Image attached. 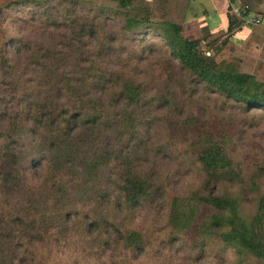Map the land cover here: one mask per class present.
<instances>
[{"label":"trees","instance_id":"trees-1","mask_svg":"<svg viewBox=\"0 0 264 264\" xmlns=\"http://www.w3.org/2000/svg\"><path fill=\"white\" fill-rule=\"evenodd\" d=\"M55 1L62 8L52 13ZM153 1L171 7L174 21H150L145 2L93 7L101 22L118 20L117 39L78 16L82 0L0 6H32L40 15L31 22L58 29L64 49L50 46V33L0 45V264L65 255L74 264H156L180 241L191 255L215 242L233 264H264L261 168L245 180L231 137L189 108L200 94L212 109L263 116L264 83L206 57L216 40L203 49L181 37L187 0ZM237 27L230 18L221 46ZM119 39L130 46L124 57L107 52ZM150 39L169 65L155 79L128 68L152 50Z\"/></svg>","mask_w":264,"mask_h":264},{"label":"rangeland","instance_id":"rangeland-1","mask_svg":"<svg viewBox=\"0 0 264 264\" xmlns=\"http://www.w3.org/2000/svg\"><path fill=\"white\" fill-rule=\"evenodd\" d=\"M34 1V0H26ZM84 3L81 4L77 14L81 19L87 20L86 22L94 23L97 31L109 32L114 38L120 36L119 28L117 24L118 20L101 22V16L96 14V8H103L104 10L115 11L119 8L118 0H82ZM137 3L135 7H139V3L145 2L148 6L149 20L152 22L170 21L173 22L177 13L172 12V8L166 6L162 2H156L153 0H133ZM55 10H51L52 13L60 11L57 7L62 8V5H58L55 1L51 3ZM3 5V4H2ZM57 5V6H56ZM37 12V13H36ZM50 13V12H48ZM40 12L34 10L32 6H27L22 10H16L15 8L4 11L0 14V45L4 38L16 37L20 39L34 41L38 44L41 38H44L50 33V46L56 52H63L64 49L60 42L62 40L58 37V29L54 26L48 28L45 21L35 20L31 22L32 18H38ZM96 16V18H93ZM59 22L61 18L55 16ZM92 19V20H91ZM100 23H103L100 24ZM100 24V25H99ZM241 27V26H240ZM53 29L55 32H53ZM49 30V31H48ZM48 38V37H47ZM213 47L207 49L209 52V58H213L215 62L230 65L240 73L252 75L258 82L264 83V54L263 56L257 57L252 55L251 62L246 60V57L242 55L240 49L237 46L231 45L226 42L223 46L220 45L224 38H216ZM201 43V48L206 49L205 44L211 42ZM147 43L152 44V50L147 52L146 57L141 59L140 62H131L128 68L133 66H139L142 68L148 76L157 77V73L160 68H168L167 63L163 61L160 53H157L158 46H161L157 40L150 39ZM121 44V45H120ZM115 49L118 50L119 54L123 57L130 49V46L122 41L121 39L113 43V47L107 52H113ZM263 53V49L260 50ZM12 57V54H11ZM113 64L114 61H109ZM117 64L122 65L117 59ZM137 77L145 78L142 73L135 69ZM150 81L151 79H147ZM160 83V82H158ZM199 97V99H198ZM205 95L197 94L194 99L198 101V107L196 104L189 105L190 111L196 110L199 116H204L205 124H208L214 128L224 130L233 140L231 146V158L234 163L241 169L242 174L246 179L249 178L252 172H254L258 166L261 171L258 173L259 178L256 177L257 183L264 186V115L257 117L244 116L235 108L227 107L224 110L219 111L217 108L212 109L215 104L213 100L204 99ZM213 99V97L211 98ZM189 179H183V181ZM193 180V179H192ZM195 182V180H194ZM161 238V237H159ZM160 240V239H158ZM181 242V241H180ZM177 242L171 248L161 251L159 256L155 258L156 264H233V253L232 251H222L221 247L217 243H213L204 250L202 256L191 255L188 251L187 245L183 242ZM145 260H138L135 264H145ZM48 264H74L67 255L59 262L56 258V262ZM101 264V263H100ZM108 264V262H107ZM150 264H154L150 262ZM241 264H257L255 260L248 258Z\"/></svg>","mask_w":264,"mask_h":264},{"label":"crops","instance_id":"crops-1","mask_svg":"<svg viewBox=\"0 0 264 264\" xmlns=\"http://www.w3.org/2000/svg\"><path fill=\"white\" fill-rule=\"evenodd\" d=\"M18 0H0L2 4ZM247 5L250 17L261 20L258 26H241L234 29L227 42L237 46L242 55L251 62L264 54V0H234L233 9ZM230 21L225 0H187L179 22L180 35L188 41L208 42L216 38H226ZM263 49V53H261ZM257 61V60H256Z\"/></svg>","mask_w":264,"mask_h":264},{"label":"built area","instance_id":"built-area-1","mask_svg":"<svg viewBox=\"0 0 264 264\" xmlns=\"http://www.w3.org/2000/svg\"><path fill=\"white\" fill-rule=\"evenodd\" d=\"M228 6L229 15L231 20H234L238 27L240 26H258L261 24V20L257 17H250L249 8L247 5H241L236 9H233L234 0H225ZM264 16V14H263ZM206 57L209 56L208 51H204L203 53Z\"/></svg>","mask_w":264,"mask_h":264}]
</instances>
